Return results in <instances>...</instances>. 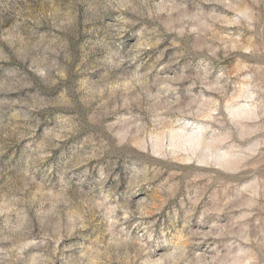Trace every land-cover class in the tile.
<instances>
[{"label":"rangeland","instance_id":"1","mask_svg":"<svg viewBox=\"0 0 264 264\" xmlns=\"http://www.w3.org/2000/svg\"><path fill=\"white\" fill-rule=\"evenodd\" d=\"M0 264H264V0H0Z\"/></svg>","mask_w":264,"mask_h":264}]
</instances>
